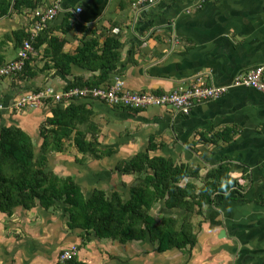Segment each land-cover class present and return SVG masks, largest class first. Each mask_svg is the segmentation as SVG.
Segmentation results:
<instances>
[{
    "label": "crops",
    "instance_id": "1",
    "mask_svg": "<svg viewBox=\"0 0 264 264\" xmlns=\"http://www.w3.org/2000/svg\"><path fill=\"white\" fill-rule=\"evenodd\" d=\"M9 1L10 11L0 16L4 65L16 60L19 50L16 40L7 36L21 30L30 33L34 12L50 7L56 0L25 1L27 5L33 2L34 7L17 10V0ZM135 2L63 0L62 11L46 29L53 36L70 38L65 52L75 51L83 38L77 30L63 33L68 14L73 16L72 22L87 28L112 30L110 34L118 35L122 45L116 77L133 92L170 93L190 87L201 77L216 86H227L238 76L264 67V0H157L153 5L134 7ZM77 8L83 9L79 15ZM115 28L120 29L119 34L113 33ZM98 31L101 33V29ZM43 50L32 56L38 65H45ZM81 75L89 77L92 73L74 67L70 77L50 70L35 81L1 78L0 102L6 108L0 112V130L23 126L40 147L45 121L41 122L43 118L39 119L36 110H18L11 100L27 94L30 88L61 91ZM42 78L44 84L37 86ZM92 104L96 122L102 126L100 147L114 148V152L92 166L81 167L71 143L72 147L63 153L67 158L59 153L50 155L57 175H70L90 187L85 193L97 188L123 192L121 183L126 176L117 173L116 166L153 142L161 147L156 154L198 165L204 177L221 162L230 163L231 177L238 181L232 198L219 207H207L196 219L198 244L187 253L173 250L160 254L149 242L122 245L94 238L83 244L59 211L20 207L12 215L0 212V264H59L61 254L73 248L78 249L74 264H264V93L232 87L218 100L196 104L188 116L172 106L133 111L97 100ZM84 168L92 169L86 180L77 175ZM115 178V188L102 187ZM97 183L102 186L97 187Z\"/></svg>",
    "mask_w": 264,
    "mask_h": 264
},
{
    "label": "trees",
    "instance_id": "2",
    "mask_svg": "<svg viewBox=\"0 0 264 264\" xmlns=\"http://www.w3.org/2000/svg\"><path fill=\"white\" fill-rule=\"evenodd\" d=\"M25 1L29 0H17L15 9L34 7L33 2L27 5ZM11 7L9 0H0V16L8 14ZM72 18L67 15L63 33L68 35L77 30L83 34L81 44L73 52H65L70 38L53 36L47 29L34 40L25 30L7 36L16 40L18 52L26 41L31 42L34 52L44 48V67L39 68L37 61L33 60V52L24 69L12 77L17 81H35L50 70L70 77L74 74V67H78L92 75L77 76L63 90L111 85L122 61L119 36L110 34L112 30L104 27L87 28L75 20L72 22ZM3 61L0 51V68ZM45 90L44 87L30 88L27 92ZM15 101L11 100L12 103ZM92 101L74 99L67 103L46 99L45 106L49 107L50 114L41 127L40 147L21 127H2L0 212L12 215L20 207L59 211L83 244L95 238L122 245L149 242L160 254L173 250L193 251L198 244L195 219L204 215L207 207H219L230 200L232 189L238 186V181L231 177V164L223 161L204 177L198 165L175 162L171 157L156 154L161 147L152 142L130 160L116 166L115 171L121 176L133 177L131 183L123 182L126 187L123 192L109 194L105 189L97 188L85 193L72 176H60L54 172L50 155L65 153L72 147L71 143L81 156L77 158L81 164L100 161L114 152V148L100 147L102 126L96 122ZM159 207L161 218L153 213ZM74 261L68 264H74Z\"/></svg>",
    "mask_w": 264,
    "mask_h": 264
},
{
    "label": "built area",
    "instance_id": "3",
    "mask_svg": "<svg viewBox=\"0 0 264 264\" xmlns=\"http://www.w3.org/2000/svg\"><path fill=\"white\" fill-rule=\"evenodd\" d=\"M62 1L56 0L50 7L39 8L34 12L35 22L30 30L31 40L37 38L49 22L54 21L60 14ZM156 2L157 0H136L133 5L138 7L153 5ZM82 11V8H77L76 13L79 15ZM113 33L119 34L120 29L115 28ZM33 52L31 42L26 41L18 52L17 59L6 63L0 68V79L20 73ZM232 87H249L264 93V67H257L245 75L238 76L227 86H216L201 77L190 87H179L170 93L163 94L129 91L126 89L124 80L119 77H116L111 85L97 88H70L56 91L54 88L48 87L40 93H27L19 97L13 103V106L18 110L37 109L42 105L45 107V100L50 98L55 102L65 101L67 103L74 99H92L104 102L112 107H124L133 111L172 106L182 115L188 116L196 104L218 100L227 94ZM5 108V104L0 102V112L4 111ZM77 253V248L69 251L65 250L60 256L59 264H67V262L73 261Z\"/></svg>",
    "mask_w": 264,
    "mask_h": 264
},
{
    "label": "rangeland",
    "instance_id": "4",
    "mask_svg": "<svg viewBox=\"0 0 264 264\" xmlns=\"http://www.w3.org/2000/svg\"><path fill=\"white\" fill-rule=\"evenodd\" d=\"M15 53V52H14ZM44 64H39L38 66H39V68H42V66H43ZM44 67V66H43ZM44 82H45V78H42L41 79V81L40 82H38V84H37V86H41L42 84H44ZM22 93V92H21ZM18 94H16L15 96H17ZM48 106H40L39 108H37V109H31L30 111H33V112H35V110H36V112L38 111L39 112V119L41 120L42 118V120H41V122H44L45 120H46V116L48 115L47 113L49 112L48 111ZM32 112V113H33ZM34 123H35V119H34V121H33ZM34 123H33V125H34ZM45 123V122H44ZM21 128H23V126H21ZM26 129H27V127H26ZM25 129V130H26ZM146 149V148H145ZM67 151V150H66ZM59 156H61V157H63V158H67V156H65L63 153H59ZM80 156V155H79ZM81 157V156H80ZM57 160V159H56ZM79 163V165L78 166H81L82 167V165H89V164H91V166L93 165V161L92 162H90V163H88V164H81L80 162H78ZM74 165V164H73ZM68 168H70V167H68ZM85 169V171H83V172H80V171H78L77 172V175H78V177L79 178H82L83 180H86L87 178H90L91 177V173H92V169H86V168H84ZM70 170V169H69ZM63 171H65V169L63 170ZM90 175V176H89ZM83 176V177H82ZM89 176V177H88ZM118 180V178H115L114 179V181L112 180L111 181V184H107V182H105V184L107 185V186H102L101 184L100 185H98L99 183H97V187H105L106 189L108 188V185H110L111 187H113V188H115L116 186H117V181ZM126 180V181H125ZM124 181L125 182H127V184H129V183H131L132 181H133V177L132 176H129V177H124ZM80 185L82 186V189H83V191L84 192H86L88 189H90V187H88V186H86V187H84L83 185H82V183H80ZM121 185L123 186V183H121ZM120 185V187H122ZM125 189H126V187H125ZM108 190V189H107ZM106 190V191H107ZM108 192V191H107ZM109 193V192H108ZM109 194H111V193H109ZM161 212L162 211H160V207L158 208V209H155L154 211H153V213L158 217V218H161ZM196 220V219H195Z\"/></svg>",
    "mask_w": 264,
    "mask_h": 264
},
{
    "label": "clouds",
    "instance_id": "5",
    "mask_svg": "<svg viewBox=\"0 0 264 264\" xmlns=\"http://www.w3.org/2000/svg\"><path fill=\"white\" fill-rule=\"evenodd\" d=\"M46 28H47V27H46ZM46 28H45V29H46ZM45 29H44V30H45Z\"/></svg>",
    "mask_w": 264,
    "mask_h": 264
}]
</instances>
